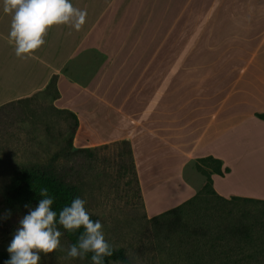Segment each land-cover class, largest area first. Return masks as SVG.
<instances>
[{"label":"crops","instance_id":"1","mask_svg":"<svg viewBox=\"0 0 264 264\" xmlns=\"http://www.w3.org/2000/svg\"><path fill=\"white\" fill-rule=\"evenodd\" d=\"M69 2L82 28L53 25L20 58L0 0V107L35 96L74 112L75 147L129 140L150 218L202 189L210 155L229 168L212 175L218 194L264 199V0Z\"/></svg>","mask_w":264,"mask_h":264},{"label":"trees","instance_id":"2","mask_svg":"<svg viewBox=\"0 0 264 264\" xmlns=\"http://www.w3.org/2000/svg\"><path fill=\"white\" fill-rule=\"evenodd\" d=\"M57 80L58 75H53L45 90L52 100L59 95ZM34 99L35 96L1 106L0 119L10 116V113L15 115L16 112L18 117L24 113L18 111L22 106L37 104ZM49 109L65 115L66 123L68 122V135L59 131L61 148H64L55 154L57 158L60 155L66 158L76 156L74 161H82V154L100 147H75L73 140L78 128L76 114L53 105ZM258 116L264 119V113H259ZM48 133L50 135L51 131ZM109 145L112 144L102 146ZM113 145L118 148V162L124 166L121 167L128 183L143 201L130 141L122 140ZM195 168L206 177L205 185L180 205L149 218L153 246L164 251L175 264H264V199L240 196L226 198L218 194L212 175L229 172V168H224L219 158L211 155L202 157L196 161ZM67 177L64 165L51 166L46 160L15 165L10 173V182L1 188L0 229L7 235L15 234L20 219L42 199L39 192L45 187L53 198L52 210L57 212L58 220L59 212L65 206H70L74 198L80 197L79 187L71 184ZM9 211L11 215L7 216ZM89 215L93 221L99 220L98 216ZM57 227L69 246L76 244L84 232L83 226L75 231H68L58 223ZM114 249L113 255L105 257L103 264H138L135 259H129L126 248ZM91 256L92 253H88L84 259L78 260L92 264ZM9 258V253L0 250V264H5Z\"/></svg>","mask_w":264,"mask_h":264},{"label":"rangeland","instance_id":"3","mask_svg":"<svg viewBox=\"0 0 264 264\" xmlns=\"http://www.w3.org/2000/svg\"><path fill=\"white\" fill-rule=\"evenodd\" d=\"M43 103L22 106L18 111L24 113L18 117L15 111V115L10 113V116L0 119V193L4 184L10 182L11 170L18 163L46 160L51 166L64 165L68 181L79 187L80 198L86 201V211L99 217L105 240L110 245L126 248L138 264H175L164 251L152 244L150 217L143 201L128 183L121 167L123 164L118 162V148L113 143L100 146L82 154L84 160L78 162L74 161L76 156L66 158L60 155L57 158L55 154L64 148H61L59 131L68 135V122L65 115L58 114L49 109L51 105ZM111 117L116 120L115 114ZM96 128L100 130L102 125ZM47 130L51 131L50 135ZM84 132L86 136L92 134V131ZM138 157L145 165L146 158L141 157L140 152ZM174 197L178 198V195ZM1 206L0 199V210ZM165 207L168 205L159 209L166 210ZM13 237L14 234L7 235L0 229V250L9 253L7 249ZM68 247V243L60 237V247L47 255L40 253L39 264H89L78 258L66 259Z\"/></svg>","mask_w":264,"mask_h":264},{"label":"clouds","instance_id":"4","mask_svg":"<svg viewBox=\"0 0 264 264\" xmlns=\"http://www.w3.org/2000/svg\"><path fill=\"white\" fill-rule=\"evenodd\" d=\"M4 12L14 13L9 42H14L15 54L20 58L31 56L45 43L44 37L51 26L65 24L80 30L87 16L86 10L74 7L69 0H4ZM39 195L42 199L38 205L19 221L5 264H39L40 253L47 255L60 247L62 233L57 223L68 231L84 228L78 242L66 250V259H84L92 253V264H103L105 257L113 255L115 249L105 240L101 222L90 218L84 199L74 198L70 206L59 212L57 220L48 188L41 189ZM10 215L9 211L7 216ZM127 255L134 259L132 253Z\"/></svg>","mask_w":264,"mask_h":264}]
</instances>
